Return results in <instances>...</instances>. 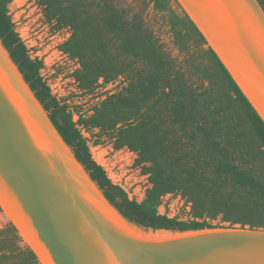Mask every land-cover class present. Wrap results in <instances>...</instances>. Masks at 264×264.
Wrapping results in <instances>:
<instances>
[{"label": "trees", "instance_id": "1", "mask_svg": "<svg viewBox=\"0 0 264 264\" xmlns=\"http://www.w3.org/2000/svg\"><path fill=\"white\" fill-rule=\"evenodd\" d=\"M37 1L54 30H70L58 48L77 61L70 75L80 89L93 92L100 79H122L89 112H80L52 93L41 74L43 59L30 56L16 30L11 0H0L3 47L76 160L123 218L143 230L264 227V121L181 8L171 7V0H150L165 14L183 53L179 61L117 0ZM257 2L264 12V0ZM80 125L97 128L115 149L136 153L134 164L149 182L141 200L108 177ZM168 193L189 204L186 218L159 212ZM0 264H40L10 222L0 228Z\"/></svg>", "mask_w": 264, "mask_h": 264}, {"label": "water", "instance_id": "2", "mask_svg": "<svg viewBox=\"0 0 264 264\" xmlns=\"http://www.w3.org/2000/svg\"><path fill=\"white\" fill-rule=\"evenodd\" d=\"M176 2L264 121V12L257 0ZM0 210L40 264H264V227L143 230L123 218L1 40Z\"/></svg>", "mask_w": 264, "mask_h": 264}, {"label": "rangeland", "instance_id": "3", "mask_svg": "<svg viewBox=\"0 0 264 264\" xmlns=\"http://www.w3.org/2000/svg\"><path fill=\"white\" fill-rule=\"evenodd\" d=\"M117 1L130 14H138L141 17L172 57L182 60L183 53L172 41L165 14L156 10L150 0ZM8 7L16 30L26 44L30 56L43 59L41 74L47 80L53 94L64 98L72 106H79L80 112H89L92 104L103 98L106 92H113L122 84L121 78L108 83H103L100 79V85L93 92H84L70 75L78 66L77 61L58 48V44L69 36L70 30L67 27L54 30L45 20L42 6L37 0H11ZM171 7L181 11L175 0H171ZM77 117L78 114L75 113L74 119ZM80 128L84 137L88 139L93 158L103 165L108 177L114 183L120 184L130 196L141 200L149 182L147 175L134 164L136 153L127 147L115 149L107 136L99 135L97 128L82 125ZM158 210L169 216L179 215L186 218L189 204L180 195L168 193L162 197ZM8 222L0 210V228Z\"/></svg>", "mask_w": 264, "mask_h": 264}, {"label": "bare ground", "instance_id": "4", "mask_svg": "<svg viewBox=\"0 0 264 264\" xmlns=\"http://www.w3.org/2000/svg\"><path fill=\"white\" fill-rule=\"evenodd\" d=\"M113 217V216H112ZM114 218V217H113ZM115 219V218H114Z\"/></svg>", "mask_w": 264, "mask_h": 264}]
</instances>
